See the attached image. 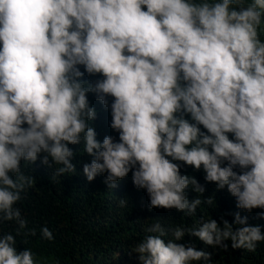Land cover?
<instances>
[{
	"label": "clouds",
	"instance_id": "1",
	"mask_svg": "<svg viewBox=\"0 0 264 264\" xmlns=\"http://www.w3.org/2000/svg\"><path fill=\"white\" fill-rule=\"evenodd\" d=\"M262 36L264 0H0V264H59L18 248L37 235L19 204L38 160L54 182L75 173L70 145L92 157L88 181L112 189L131 171L150 208L199 213L197 226H147L141 264H220L229 239L254 252L251 217H207L264 209ZM90 96L110 110L102 141ZM186 234L200 250L176 242Z\"/></svg>",
	"mask_w": 264,
	"mask_h": 264
},
{
	"label": "trees",
	"instance_id": "2",
	"mask_svg": "<svg viewBox=\"0 0 264 264\" xmlns=\"http://www.w3.org/2000/svg\"><path fill=\"white\" fill-rule=\"evenodd\" d=\"M264 40V36L261 37ZM93 106L97 109V119L93 126L97 139L103 140L106 135H113L110 128V110L105 109L90 96ZM99 107V108H98ZM75 155L72 163L75 173H66L59 182L51 179V173L56 167L49 168L38 160L35 164L23 169L27 174L41 179L33 193H24V199L19 204L22 214L28 220L29 228H36L37 235L29 237L27 245L17 237L18 248L31 247L39 256L59 261V264H141L139 254L132 251L134 245L146 235L145 228L159 220L165 229L199 224V213L186 216L176 209L150 208L149 196L144 189H138L132 182V173L118 181V187L112 189L104 182V175L88 181L83 174V165L90 163L92 157L83 153L82 145H70ZM79 149V150H78ZM23 164V162H22ZM182 170V168H181ZM126 204L120 206V200ZM236 212L241 216L251 217L254 225L261 226L264 232V217L258 213L264 209H253L247 212L236 206L231 211H219L210 214L207 219L223 222ZM47 226L55 239L51 242L40 240V228ZM14 223L3 225L4 231H12ZM165 242L171 239V234L162 237ZM185 235L177 243L185 246L194 245L193 239ZM228 248L217 247L220 264H264V241L258 242L255 251L241 249V258L231 247V240L224 241ZM208 261L196 264H208Z\"/></svg>",
	"mask_w": 264,
	"mask_h": 264
}]
</instances>
